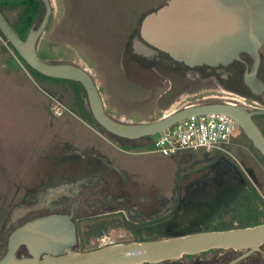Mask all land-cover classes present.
<instances>
[{
    "label": "flooded vegetation",
    "instance_id": "flooded-vegetation-1",
    "mask_svg": "<svg viewBox=\"0 0 264 264\" xmlns=\"http://www.w3.org/2000/svg\"><path fill=\"white\" fill-rule=\"evenodd\" d=\"M167 1L152 0L144 11L155 10ZM141 19L121 51L122 76L125 58L143 69L139 76L152 77L157 82L155 86L165 85L168 79L173 87L175 77L188 83L194 79V72L207 89H218L233 96L214 93L192 104L228 102L249 110L264 109V44L259 49L260 61L256 70L255 59L246 52L241 54V59L228 64L190 66L163 51L153 56L135 53L133 38L142 39ZM253 117L264 133V113ZM90 119L95 122L93 117ZM105 132L106 135L98 133V136L115 145L114 155L96 140L90 141L87 150L64 151L57 159V173L49 174L39 189L23 199L9 215L3 225V234H0V252L5 248L7 251L9 236L18 226L53 213L66 214L74 222L76 240L73 247L77 250L82 245L86 250L81 251L117 242L161 239L194 231H222L264 223V156L239 127L237 132L241 139L235 138L234 142L239 150L247 149L252 154L255 164L248 165L239 150L233 152V156L204 151L201 158L193 153L197 151L190 150L189 155L196 156L195 159L188 162L187 158H182L174 180L153 194L130 190L126 186L128 175L136 173L122 164L123 152L143 153L132 148H138L146 138L126 139ZM125 141L131 149L125 147ZM61 163L65 170L60 172ZM134 181L132 184L137 191L141 186L137 179ZM17 254L28 255L27 246L21 244ZM3 255L0 254V258ZM140 264H264V243L255 249L214 247Z\"/></svg>",
    "mask_w": 264,
    "mask_h": 264
},
{
    "label": "rangeland",
    "instance_id": "rangeland-1",
    "mask_svg": "<svg viewBox=\"0 0 264 264\" xmlns=\"http://www.w3.org/2000/svg\"><path fill=\"white\" fill-rule=\"evenodd\" d=\"M151 1L52 0L53 12L39 52L50 61H73L86 67L101 88L107 110L128 122L162 118L201 101L205 95H231L207 89L194 72V79L188 83L175 77L173 87L168 79L165 85L155 86L152 77L138 75L143 69L131 64L129 58L123 59L122 76L121 51ZM22 9L21 5L3 6L11 22L17 20ZM44 12L42 5L37 21ZM82 102L88 108L86 92L78 81L32 73L0 33V234L13 209L35 193L49 174L57 173V159L64 151L87 150L90 141L96 140L114 155L115 145L98 136L106 135L105 129L87 116ZM238 135L234 134L228 146L232 153L239 150L234 142L235 138L241 139ZM125 142V147L131 149ZM147 143L143 140L138 148H132L143 153L123 152V167L136 173L128 175L126 186L136 193L153 194L166 187L176 177L182 158L190 162L196 156L203 157L205 151L193 150L197 151L194 157L189 155L190 150L163 155L147 152ZM239 154L245 155L248 165L256 163L247 149L239 150ZM62 164L60 172L65 170ZM136 179L141 186L137 191L132 184ZM77 250L86 249L81 245ZM5 251L2 249L0 254Z\"/></svg>",
    "mask_w": 264,
    "mask_h": 264
},
{
    "label": "water",
    "instance_id": "water-1",
    "mask_svg": "<svg viewBox=\"0 0 264 264\" xmlns=\"http://www.w3.org/2000/svg\"><path fill=\"white\" fill-rule=\"evenodd\" d=\"M45 7L25 37L0 9V31L18 54L43 75L78 81L86 92L92 117L102 128L126 139L151 138L192 114L222 112L232 116L254 147L264 156V133L254 119L263 108L249 110L228 102L189 104L153 121L128 122L106 110L95 76L73 61H50L39 53V44L52 12V0H40ZM141 38H133V50L143 56L159 51L190 66L228 64L243 52L260 61L264 44V0H168L146 12L140 23ZM248 79V75H247ZM75 225L66 214L53 213L31 219L9 236L0 264H140L177 258L214 247L252 248L264 243V223L217 231H194L161 239L117 242L98 249L75 250ZM21 244L28 255L19 256Z\"/></svg>",
    "mask_w": 264,
    "mask_h": 264
},
{
    "label": "built area",
    "instance_id": "built-area-1",
    "mask_svg": "<svg viewBox=\"0 0 264 264\" xmlns=\"http://www.w3.org/2000/svg\"><path fill=\"white\" fill-rule=\"evenodd\" d=\"M237 128L235 119L226 113L192 114L152 136L146 151L172 155L182 150H205L233 156L228 146Z\"/></svg>",
    "mask_w": 264,
    "mask_h": 264
},
{
    "label": "trees",
    "instance_id": "trees-1",
    "mask_svg": "<svg viewBox=\"0 0 264 264\" xmlns=\"http://www.w3.org/2000/svg\"><path fill=\"white\" fill-rule=\"evenodd\" d=\"M20 5L23 7V9H22L19 17L17 18V20L15 22H11V23L14 25V27L17 29V31L21 34V36L25 37L26 34L28 33L30 27L35 22L36 18L38 17L41 6L44 4L40 0H0V9L3 12H4L3 6H20ZM4 14H5V12H4ZM0 33H1V31H0ZM16 53L32 73H34L36 75H43L40 72L33 69L32 67H30L24 61V59L18 54L17 51H16ZM40 55L43 58L47 59V56L45 54L40 53ZM44 76H46V75H44ZM82 105H83L84 111L86 112L87 116L92 118L91 112H90V110H88L86 104H84L82 102ZM146 140L148 143L145 146H150V138L146 137Z\"/></svg>",
    "mask_w": 264,
    "mask_h": 264
},
{
    "label": "crops",
    "instance_id": "crops-1",
    "mask_svg": "<svg viewBox=\"0 0 264 264\" xmlns=\"http://www.w3.org/2000/svg\"><path fill=\"white\" fill-rule=\"evenodd\" d=\"M191 151H193V150H191Z\"/></svg>",
    "mask_w": 264,
    "mask_h": 264
}]
</instances>
